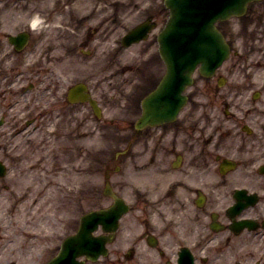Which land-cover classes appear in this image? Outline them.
<instances>
[{"label":"flooded vegetation","instance_id":"1","mask_svg":"<svg viewBox=\"0 0 264 264\" xmlns=\"http://www.w3.org/2000/svg\"><path fill=\"white\" fill-rule=\"evenodd\" d=\"M127 1L0 0V161L14 191L28 171L45 195L60 197L63 137L97 129L102 158L89 141L66 149L86 153L90 169L102 166L104 209L114 197L127 208L97 264H264V0L247 9L250 18L219 24L233 58L160 125L140 122L143 97L160 79L154 37L126 53L109 41L162 9ZM238 56L253 62L238 66ZM74 86L96 110L86 97L70 102ZM17 214L0 211V264H30Z\"/></svg>","mask_w":264,"mask_h":264},{"label":"water","instance_id":"2","mask_svg":"<svg viewBox=\"0 0 264 264\" xmlns=\"http://www.w3.org/2000/svg\"><path fill=\"white\" fill-rule=\"evenodd\" d=\"M248 1H166L170 19L158 37L159 52L166 66V74L157 89L147 98L152 106V111L147 110V116L160 118L159 111L165 106H173L176 113L185 100L182 92L191 82L194 67L199 63L200 68L209 70L222 62L227 55V49L214 23L230 15L242 13ZM172 111L171 109L170 112ZM82 224L78 236L67 239L60 257H56L49 264H69L66 262L69 258L67 250L71 247L75 252L77 250L78 255L85 254L92 258L101 252L86 250L85 245L91 242L88 238L91 227L87 225L86 219Z\"/></svg>","mask_w":264,"mask_h":264},{"label":"rangeland","instance_id":"3","mask_svg":"<svg viewBox=\"0 0 264 264\" xmlns=\"http://www.w3.org/2000/svg\"><path fill=\"white\" fill-rule=\"evenodd\" d=\"M92 0H89V3H91ZM113 2V0H110ZM126 1V0H125ZM148 0H143V2H139L138 4H144ZM153 1V0H151ZM94 2V0H93ZM127 2L136 3V0H129ZM159 2V1H158ZM88 3V2H87ZM92 8V7H91ZM6 18V17H4ZM99 21V17L97 20H94L93 23H97ZM113 37V35H110V38ZM102 57H100L101 59ZM248 60H244L245 65ZM104 60L102 61L103 64ZM100 77V75H99ZM65 132L67 133L66 127L63 128ZM89 134L86 135V137H83L81 139H78L74 137L77 146L80 148H85V143L90 140ZM103 140V137L100 138V141ZM93 144H98L99 139L95 136L91 141H89ZM101 143V142H100ZM63 145H65V140L63 141ZM76 154H78V158L75 160V166L74 169H70L72 167L71 158L74 160V156L76 157ZM84 154H80L79 152H67L65 148H63L62 152V162H61V170H63V178L61 180L63 186L61 190V187L59 190L60 200L58 202H53L52 207L46 210L45 215H41L39 211H36L35 208L31 207V203L28 207H26L25 210H23V215L27 221L26 228L27 230L30 228L33 232L42 231L43 234H49L50 237L47 238L46 241L36 244V246L42 247L39 252H37L34 259L30 262V264H43L45 260L52 254L53 251L49 252V247L53 244L59 243V237L64 238L66 235L71 234L75 229V222L79 218L82 213L86 212L88 209L91 208H97L102 204V201L99 198V179L97 176L101 175L102 173V166L100 165H93V168L90 169L88 167L89 162V156H86ZM104 153H101L100 158H102ZM95 160H98V158L95 157ZM93 171L92 177H88L85 173H89ZM85 172V173H84ZM90 176V174H89ZM96 177V178H95ZM74 178L76 180H74ZM86 178L92 181L94 179V182L92 184V192L94 193V198L89 201L85 200V195L82 196L81 190L83 187V183H85ZM39 180V178H37ZM8 181L6 179L3 181H0V196L6 197L8 196V193L5 189H2V185H6ZM44 184V183H43ZM38 185V184H37ZM86 187V186H84ZM61 190V191H60ZM73 191H78V198L73 199L71 196ZM7 199H1L0 201H5ZM78 205V206H77ZM46 208V207H45ZM5 206L3 205L0 207V210H5ZM42 210V209H41ZM32 222V223H31ZM29 244V242H28ZM35 246V247H36ZM28 246V251H29ZM44 248V249H43ZM43 249V250H42ZM32 250V248H31ZM42 250V251H41ZM41 254H43L44 258H41Z\"/></svg>","mask_w":264,"mask_h":264},{"label":"bare ground","instance_id":"4","mask_svg":"<svg viewBox=\"0 0 264 264\" xmlns=\"http://www.w3.org/2000/svg\"><path fill=\"white\" fill-rule=\"evenodd\" d=\"M34 22H35V21H34ZM42 237H43V238H45V239H47V238H48L47 236H42ZM30 239H31V240H33V239H34V237H32V236H31V237H30ZM33 243H34V242H31V244H33Z\"/></svg>","mask_w":264,"mask_h":264}]
</instances>
